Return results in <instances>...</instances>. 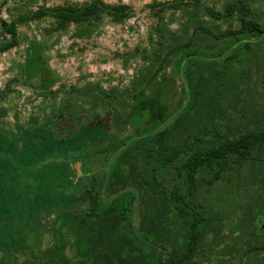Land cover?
<instances>
[{"label":"trees","instance_id":"1","mask_svg":"<svg viewBox=\"0 0 264 264\" xmlns=\"http://www.w3.org/2000/svg\"><path fill=\"white\" fill-rule=\"evenodd\" d=\"M29 1L18 9L16 19L1 20V31L8 34L10 40L0 38V51L19 43L16 24L50 19L45 35L70 31L72 38L86 39L105 17L121 24L133 15L131 6L103 0L64 2L39 6L35 10L30 8ZM147 7L156 19L154 35L149 36L148 47H136L132 53L141 57L145 64L130 86L122 92L101 87L77 90L89 101L92 110L100 105L111 113L109 128L113 131L103 126L90 127V123L77 118L78 125L71 136L32 135L38 140L35 144L40 153L37 160H28L18 173L26 183L24 197L18 198L20 191L12 183L7 184L8 165L2 158L0 264H5V258L18 256L14 253H18L15 237L24 229L35 228L40 233L49 231L43 218L28 217L20 212L51 209L59 195L75 193L118 196L110 197L108 202L105 200L103 206L100 200L88 198V209L97 214L80 217V222L69 225L79 238V257L94 260L89 264H137L132 262L139 254L138 242L129 234L131 228L134 234L139 231L148 235L146 240L151 239L154 251L157 247L165 249L168 243L173 251L181 248L180 254L170 257L169 264H196L192 259L205 232L214 234L215 248L222 252L220 255L227 251L233 256L232 252L237 253L244 246L242 256L248 258L244 264H264V257L260 258V253L264 252L261 235L264 227L256 225L260 232L245 229L258 217H264V209L254 212L247 206L246 217L241 222L235 221L230 228L235 236L233 242L228 243L221 233L225 217L211 214L202 196L204 188L223 178L231 162L236 160L241 164L264 145V127L234 134L232 127L224 124L225 135H221L216 125L217 119L225 121L220 102L227 93L223 87L219 88L222 83L217 80L216 60L236 43L247 45L251 40H258L264 33V24L254 17L255 11L248 0L225 1L221 9L200 0L153 1ZM176 12L186 17L177 32L170 28ZM234 18L235 27L232 26ZM221 23L228 25L224 28ZM218 42L223 45L217 47ZM43 48V43H32L23 66L24 75L26 80L37 77L42 94L52 96L57 79L43 55ZM170 66L181 80L179 98L172 106L166 85L168 78H165ZM118 96L123 98V103L113 106ZM127 125L133 131L120 138L117 132ZM210 136L214 140L206 145ZM11 164L13 169L16 160ZM171 167L177 183L169 191L161 171ZM32 178L39 181L29 182ZM58 179L69 181L65 185ZM6 194H12V199L7 200ZM57 206L67 208L59 203ZM5 210H11L12 215L2 214ZM135 210L140 211L138 229L134 225L131 227ZM84 219L88 222H82ZM51 252L47 247L38 254L49 257ZM61 252L62 249L56 247L54 255L60 257ZM147 262L144 264H149ZM151 264L167 263L154 254Z\"/></svg>","mask_w":264,"mask_h":264},{"label":"rangeland","instance_id":"2","mask_svg":"<svg viewBox=\"0 0 264 264\" xmlns=\"http://www.w3.org/2000/svg\"><path fill=\"white\" fill-rule=\"evenodd\" d=\"M25 1L0 0V24L2 19L6 21L16 19L18 9H22ZM88 1L90 0H30L29 2L30 8L35 10L39 6ZM103 1L110 4H127L131 6L133 15L121 24L113 23L105 17L92 36L86 39L72 38L70 31L45 35V28L49 27L50 19L16 24L19 43L0 51V173L4 171L2 154L5 142L13 147H25V151L21 152L23 160H37L40 149L35 144L38 140L32 137L34 134L40 133V137L45 136L46 133L58 134L64 138L71 136L76 131L77 118L81 119L80 122L90 123V127L103 125L113 131L111 127L109 128L110 124L112 125L111 113L100 105L96 110H92L89 101L77 90L88 91L101 87L103 90L116 88L122 92L130 86L131 81L139 75L142 65L145 64L141 57L133 56L132 53L136 47H148L149 36L154 35L156 19L151 15L147 5L153 1L166 0ZM225 1L232 0H200L215 9H221ZM248 3L255 11L254 17L264 24V0H248ZM173 18L174 22L170 24V28L177 32L181 24L186 21V17L176 12ZM221 25L225 28L228 23ZM236 25L237 21L234 18L232 26ZM0 38L10 40V36L1 31V26ZM34 42L37 45L43 43V55L47 58L52 74L56 76L52 96L42 94L37 77L25 79L23 66L28 50ZM222 45L223 43H217V47ZM216 70L217 80L222 83L219 88L223 87L224 91H227L225 99L220 102L226 123L220 119L216 120L220 134L225 135L224 124L232 127L234 134L264 127V33L258 40H251L247 45L234 44L216 60ZM165 78H168L166 85L169 88V102L172 106L179 98L181 80L171 66L166 69ZM122 103L123 98L118 96L112 104L115 106L114 104ZM72 112L75 113L71 114ZM132 131L131 126L127 125L124 130L117 133L122 138ZM213 140L214 138L210 136L205 144L208 145ZM74 167L77 168L78 165ZM161 176L170 191L177 183L174 169L172 167L163 169ZM97 196L101 206L106 204L105 200L108 202L110 197H118L113 194ZM202 196L211 214L225 217L221 233L226 237L224 241L233 242L235 234H231L230 228L236 223L235 221L241 222L246 217L245 208L249 206L254 212L264 209V145L260 151H255L241 164L236 160L231 162L223 178L204 188ZM139 212L138 210L133 212L136 216L131 227L134 225L136 229L139 226ZM69 225L72 223L61 222L54 231L58 234L62 233ZM256 225L264 227L263 216L258 217L254 224H248L245 229L250 232L257 230ZM133 231L132 228L129 229V234L134 235L138 242L139 255L135 258L137 264H144L145 261L151 264L154 254L169 264L173 254L178 255L183 251L181 248L173 251L170 243L164 245L165 249L157 247L154 251L151 239L146 240L148 235L139 231L134 234ZM261 235L264 239V233ZM42 239L40 246L44 247L50 243L46 234ZM215 240L212 232L203 233L193 262L244 264L248 260L247 255L242 256L244 246H241L239 252H232L233 256L227 251L220 255L222 252L215 248L217 242ZM224 241L220 242L221 247ZM17 250L20 252L19 249ZM14 253L16 256L19 255L17 252ZM143 255L145 259L142 258ZM263 257L264 252L260 253V258Z\"/></svg>","mask_w":264,"mask_h":264},{"label":"flooded vegetation","instance_id":"3","mask_svg":"<svg viewBox=\"0 0 264 264\" xmlns=\"http://www.w3.org/2000/svg\"><path fill=\"white\" fill-rule=\"evenodd\" d=\"M103 126V125H100ZM105 127V126H103ZM22 149V150H20ZM25 151V147L15 146L8 144L5 142L4 153L2 157L6 160L8 168L7 173L9 177L6 179L7 184L14 185L17 191H20L17 194L19 197H24L25 185L23 182L25 181L23 178L18 177V173L21 172L23 166L27 163L28 160L34 161L35 159H26L23 160L21 157V152ZM32 153V152H30ZM31 156V154L29 155ZM28 156V157H29ZM16 160V168L12 166V162ZM15 176H17L15 178ZM39 181L37 178H32L28 180L29 182ZM52 181V180H50ZM60 183L67 185L69 179H58ZM76 181V179L74 180ZM28 184V183H27ZM8 185V186H9ZM5 198L7 200L12 199V194H6ZM88 198H99L97 195L88 196L86 194H62L59 195L58 200L54 202L53 207L51 209H29L20 212L22 215H26L28 217H41L43 218V222L46 223L49 228V231H44L40 233L38 229H24L21 233H19L16 237L14 244L18 246L19 255H23L24 257H17L14 258H5V264H89L94 262L92 259H88L86 256L79 257L77 251V242L78 236L73 233L69 226H67L66 231L64 230L62 233H56L55 227L61 223L66 222L68 224L80 222V217H87L88 215H95L94 211L88 209ZM64 205L67 208L61 209L57 206ZM4 215L10 216L12 215L11 210L2 211ZM61 218V219H59ZM63 218V219H62ZM82 222L87 223L88 220L84 219ZM52 224V226H50ZM46 234L49 237L50 243L45 245L44 247L40 246L41 242H43V235ZM13 244V245H14ZM51 248L52 252L49 257H41L39 256V250L44 248ZM58 247L62 249L60 257L54 256V249ZM33 253H32V252ZM135 262V259L132 260Z\"/></svg>","mask_w":264,"mask_h":264},{"label":"water","instance_id":"4","mask_svg":"<svg viewBox=\"0 0 264 264\" xmlns=\"http://www.w3.org/2000/svg\"><path fill=\"white\" fill-rule=\"evenodd\" d=\"M76 169H78V167ZM77 175H80L79 171L77 172Z\"/></svg>","mask_w":264,"mask_h":264}]
</instances>
